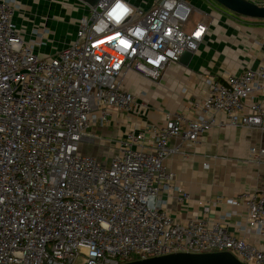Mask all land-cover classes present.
I'll return each instance as SVG.
<instances>
[{"label":"built area","instance_id":"obj_1","mask_svg":"<svg viewBox=\"0 0 264 264\" xmlns=\"http://www.w3.org/2000/svg\"><path fill=\"white\" fill-rule=\"evenodd\" d=\"M131 1L121 0L131 11L119 23L107 17L117 0L88 5L75 38L45 56L15 27L17 0H0V264H123L212 252L264 264V247L219 222H180L163 198L182 191L164 165L178 150L171 138L189 146L212 128L261 126L264 109L254 93L264 88V62L206 79L204 98L191 103L196 116L167 114L161 126L129 131L108 162L82 150L112 110L134 107L135 95L123 87L128 71L157 83L208 31L206 14L188 26L194 7L187 0ZM250 155L264 148L251 147ZM229 202L244 208V231L264 237V190Z\"/></svg>","mask_w":264,"mask_h":264},{"label":"crops","instance_id":"obj_2","mask_svg":"<svg viewBox=\"0 0 264 264\" xmlns=\"http://www.w3.org/2000/svg\"><path fill=\"white\" fill-rule=\"evenodd\" d=\"M94 1L17 0L18 9L12 20L23 39L35 43L37 54L49 56L75 38L78 19ZM187 1L194 11L201 13V19L205 14L208 17V31L197 51L167 65L157 83L128 71L123 87L135 95L134 107L112 110L106 125L92 128L95 134L92 145L99 144L105 152L109 149L111 155L119 139L131 130L145 132L152 124L161 126L167 114L183 113L186 118H193L198 110L191 103L204 98L206 79H223L264 62V19L243 16L222 5L208 10L206 5H198L197 0ZM131 2L143 3L142 0ZM254 96L264 109V88ZM169 144L178 150L164 160V165L174 173V182L182 191L163 192L168 214L180 222L189 219H201L208 224L219 222L237 236L264 247L263 236L244 231V208L229 202L242 191L264 190V155H250L251 147L264 148V115L259 128L227 125L203 132L199 141L189 146L175 137ZM108 160L109 157L104 162ZM183 191L189 197H182ZM203 206L208 210L204 211Z\"/></svg>","mask_w":264,"mask_h":264},{"label":"water","instance_id":"obj_3","mask_svg":"<svg viewBox=\"0 0 264 264\" xmlns=\"http://www.w3.org/2000/svg\"><path fill=\"white\" fill-rule=\"evenodd\" d=\"M223 7L243 16L264 19V5L251 0H215ZM98 2L95 0L90 5ZM185 52L181 58L190 56ZM123 264H242L228 252L172 253L168 255L138 259Z\"/></svg>","mask_w":264,"mask_h":264},{"label":"rangeland","instance_id":"obj_4","mask_svg":"<svg viewBox=\"0 0 264 264\" xmlns=\"http://www.w3.org/2000/svg\"><path fill=\"white\" fill-rule=\"evenodd\" d=\"M213 1H215V0H213ZM213 1L212 0H197L196 2L198 3V5H201V6L203 4L206 5L208 10H216V8L219 9L220 7H222L219 3L215 2L216 3L215 4ZM251 1L258 3L259 5H262V4L264 5V1H260V0L259 1L258 0H251ZM202 12H204V11H202ZM206 13H208V12H206ZM200 19H201V13H199V11L195 10L192 14V20L189 22L188 26L191 27V25H193L195 22L199 21ZM98 145L95 144V146H94L92 144L91 145L87 144V145H84L82 147V149L86 153H89V154H92L98 158H101L103 161H107L108 157L110 156L109 149H106V152H105L101 148H99L100 145L99 146ZM74 264H82V261L80 259H78Z\"/></svg>","mask_w":264,"mask_h":264},{"label":"clouds","instance_id":"obj_5","mask_svg":"<svg viewBox=\"0 0 264 264\" xmlns=\"http://www.w3.org/2000/svg\"><path fill=\"white\" fill-rule=\"evenodd\" d=\"M130 11L131 9L128 6L124 5L121 0H117L115 6L111 9L110 12L107 13V17L109 20H112L115 23H119L124 15ZM101 23H103V21H101Z\"/></svg>","mask_w":264,"mask_h":264},{"label":"snow or ice","instance_id":"obj_6","mask_svg":"<svg viewBox=\"0 0 264 264\" xmlns=\"http://www.w3.org/2000/svg\"><path fill=\"white\" fill-rule=\"evenodd\" d=\"M123 43V42H122Z\"/></svg>","mask_w":264,"mask_h":264}]
</instances>
